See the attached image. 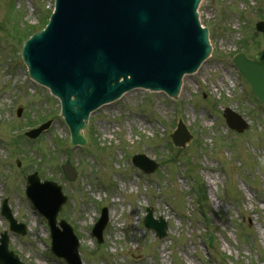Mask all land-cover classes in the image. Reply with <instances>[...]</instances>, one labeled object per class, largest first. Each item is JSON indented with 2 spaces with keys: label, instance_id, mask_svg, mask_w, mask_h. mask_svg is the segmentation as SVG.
<instances>
[{
  "label": "rangeland",
  "instance_id": "obj_1",
  "mask_svg": "<svg viewBox=\"0 0 264 264\" xmlns=\"http://www.w3.org/2000/svg\"><path fill=\"white\" fill-rule=\"evenodd\" d=\"M52 6L53 0H0V204L8 198L14 217L27 226L25 235L8 231V248L23 264H66L49 251L46 221L24 195V175L36 170L68 195L59 217L79 238L84 264H264V105L231 62L244 40L249 56L264 48V35L254 28L264 19V0H201L199 16L212 51L183 77L178 96L126 92L90 113L87 144L78 147L68 145L58 100L28 77L20 57V31L36 26ZM226 106L241 113L249 128L229 129L222 117ZM178 116L193 136L184 148L172 146L180 151L169 144ZM50 117L37 138L24 134ZM136 152L159 168L143 173L130 161ZM66 157L78 171L72 182L59 167ZM185 166L206 188L212 240L203 237L199 217H181L194 213ZM103 206L108 222L97 243L90 230ZM147 206L155 216L165 215L166 236L142 225Z\"/></svg>",
  "mask_w": 264,
  "mask_h": 264
},
{
  "label": "water",
  "instance_id": "obj_2",
  "mask_svg": "<svg viewBox=\"0 0 264 264\" xmlns=\"http://www.w3.org/2000/svg\"><path fill=\"white\" fill-rule=\"evenodd\" d=\"M200 0H56L55 12L47 27L24 42L22 55L31 76L48 86L61 100V110L71 131V143H85L80 129L88 113L133 86L163 89L175 96L181 77L194 71L208 55L207 30L198 20ZM264 31V21L256 23ZM252 91L264 103V50L253 59L243 54L234 58ZM224 115L229 126L239 131L246 127L240 116L230 110ZM50 121L27 132L36 136ZM183 146L190 138L180 123L172 135ZM143 164L147 171L155 168ZM67 177L76 172L69 163L62 165ZM26 194L48 221L51 250L69 264H81L78 240L70 225L57 214L66 196L53 181L39 182L36 173L26 177ZM3 214L10 228L24 232L9 209ZM107 221L103 211L95 224L98 238ZM159 236L165 223L144 219ZM6 232L0 239V263L22 264L6 250Z\"/></svg>",
  "mask_w": 264,
  "mask_h": 264
}]
</instances>
